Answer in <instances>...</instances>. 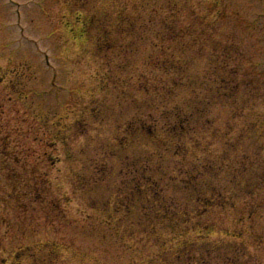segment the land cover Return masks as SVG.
I'll use <instances>...</instances> for the list:
<instances>
[{
  "label": "rangeland",
  "instance_id": "rangeland-1",
  "mask_svg": "<svg viewBox=\"0 0 264 264\" xmlns=\"http://www.w3.org/2000/svg\"><path fill=\"white\" fill-rule=\"evenodd\" d=\"M0 264H264V0H0Z\"/></svg>",
  "mask_w": 264,
  "mask_h": 264
}]
</instances>
